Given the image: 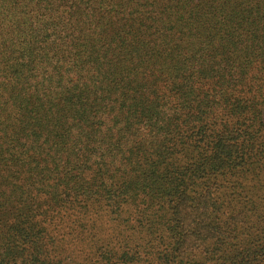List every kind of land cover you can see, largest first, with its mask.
I'll return each instance as SVG.
<instances>
[{"label": "trees", "instance_id": "16d2710c", "mask_svg": "<svg viewBox=\"0 0 264 264\" xmlns=\"http://www.w3.org/2000/svg\"><path fill=\"white\" fill-rule=\"evenodd\" d=\"M0 264H264V0H0Z\"/></svg>", "mask_w": 264, "mask_h": 264}]
</instances>
